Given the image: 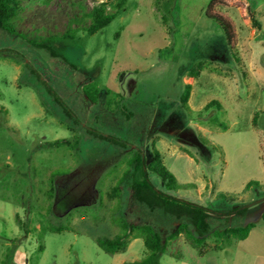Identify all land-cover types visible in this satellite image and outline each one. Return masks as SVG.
<instances>
[{
    "label": "rangeland",
    "instance_id": "374dc122",
    "mask_svg": "<svg viewBox=\"0 0 264 264\" xmlns=\"http://www.w3.org/2000/svg\"><path fill=\"white\" fill-rule=\"evenodd\" d=\"M211 1L125 0L107 27L89 34L91 10L106 4L115 12L119 0H20L17 33L0 31V106L8 112L0 119V264H134L146 255L142 238L129 237L116 254L97 243L121 234L115 220L151 223L163 235L175 229L130 187L113 196L130 154L99 134L142 148L147 160L153 144L164 150L174 140L198 163L165 152L178 182L200 176L211 187L169 194L220 211L248 206L228 225L211 220L220 229L254 224L248 238L217 235L201 255L181 235L161 264H264V0H219L215 8L235 23L237 62L206 16ZM69 29L73 37L53 46L57 56L31 44ZM198 66L194 99L220 105L187 111L180 96ZM95 90L93 102L86 94ZM63 139L72 145L50 144ZM53 172L66 174L55 177L50 199ZM150 178L166 192L159 176ZM250 181L260 186L247 191Z\"/></svg>",
    "mask_w": 264,
    "mask_h": 264
},
{
    "label": "trees",
    "instance_id": "16d2710c",
    "mask_svg": "<svg viewBox=\"0 0 264 264\" xmlns=\"http://www.w3.org/2000/svg\"><path fill=\"white\" fill-rule=\"evenodd\" d=\"M20 0H0V31H6L11 34H16L17 31L12 25L13 20L19 13ZM125 4V0H119L116 3V11L112 13L107 12L106 4L96 5L89 13L92 18V23L86 30L89 34H94L105 27H107L118 15L119 10ZM220 5L219 0H212L207 8L206 16L210 20L217 23L222 29L227 46L231 55L237 62L239 59L236 55L237 33L235 23L231 18L223 12L216 10ZM76 30L69 29L62 36H50L45 40L31 41L32 46L39 50H45L51 56H57L54 51V45L62 40L71 39ZM201 66L190 72L189 77L199 76ZM192 92V85L186 84L184 91L180 96V103L183 109L191 111L189 107V99ZM91 95V96H90ZM99 95V90H95L92 94L87 93L86 96L93 102H96ZM215 105H220L216 100L211 101L205 106V110L212 109ZM7 110L0 106V119L6 117ZM101 140L108 141L124 148L129 152L130 156L125 162L123 171H118L114 179L113 196L117 199L121 198L122 190L125 187H130L133 191V197L136 202L143 205L152 213H158L168 221L177 223L175 229L163 235L153 224H130L122 215L120 220H115L117 227L121 228V234L114 238L98 239V245L109 254H116L127 248L129 237L134 239L142 238L146 249V255L143 259L135 261L134 264H161V256L166 254L168 246L176 241L181 235H184L187 241L196 249L200 250V254L204 252L207 242L210 238L221 237L223 240L235 238L238 240H245L254 224H248L244 227L227 226L225 228H212L211 220H224L226 225L236 217L244 216L247 212V205L234 204L228 211H220L208 208L206 206L175 197L168 192H176L185 186L181 185L176 176L167 168L164 163L162 153L153 144L152 155L150 160H147L142 148H129L127 142L115 137L99 134L97 135ZM208 142L205 138L201 139ZM80 139H75V143L79 144ZM52 146H71L69 139L57 140L50 143ZM209 144V142H208ZM114 169H119L114 167ZM66 173L53 172L51 174L50 183L51 189L49 191V198H53L54 180L57 175H65ZM150 174H154L161 178L162 184L166 190L163 192L155 187L151 181ZM194 186V185H193ZM253 186H260L258 182L250 181L246 185V190H250ZM168 191V192H167ZM220 198L225 199L226 195L221 194ZM119 211H122V206L118 203ZM264 222V213L262 215ZM221 242V241H220ZM203 251V252H202Z\"/></svg>",
    "mask_w": 264,
    "mask_h": 264
},
{
    "label": "crops",
    "instance_id": "0c3cea01",
    "mask_svg": "<svg viewBox=\"0 0 264 264\" xmlns=\"http://www.w3.org/2000/svg\"><path fill=\"white\" fill-rule=\"evenodd\" d=\"M201 75H202V73L199 74V76H197L196 78H194V77L193 78H189L192 81V84L189 83V84L192 85V92H191V96H190V99H189V107H190L191 111H193V112L194 111L201 112L205 108V106L208 103H210L208 101L201 102V101H196V99H194V96H195V88L194 87L195 86H194L193 82L195 80H197L198 78H200ZM216 79L217 78L215 76L211 77V80H213V81H216ZM163 145H164L163 146L164 147V150H160V152L162 153V156L164 155L165 152L168 153V154H170V156H173V157L179 156L180 158H182V156H185L187 158V160L189 161V163H192V164L196 163V167H198L197 161L195 159H193L191 156H189L186 153L184 155L179 154V151H180L181 148L177 146V142L176 141H174V140L172 141L171 140L168 143L167 142H164ZM165 150H167V151H165ZM163 160H164V156H163ZM191 174H193V170L191 171ZM181 184L182 185H189V184L195 185L197 187V191L201 195H203L204 194V191H207L208 188L211 187V185L208 186L210 183H208L205 178L203 179L200 176H198L197 178H193L192 177L190 181L185 182V183H181Z\"/></svg>",
    "mask_w": 264,
    "mask_h": 264
}]
</instances>
